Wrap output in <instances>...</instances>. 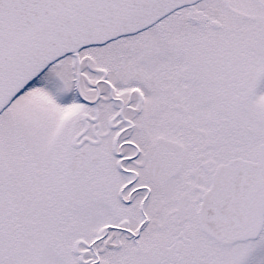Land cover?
Wrapping results in <instances>:
<instances>
[{"label":"snow or ice","instance_id":"6c2138e0","mask_svg":"<svg viewBox=\"0 0 264 264\" xmlns=\"http://www.w3.org/2000/svg\"><path fill=\"white\" fill-rule=\"evenodd\" d=\"M0 264H264V0H0Z\"/></svg>","mask_w":264,"mask_h":264}]
</instances>
